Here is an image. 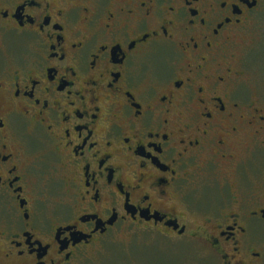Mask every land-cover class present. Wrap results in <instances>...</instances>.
I'll list each match as a JSON object with an SVG mask.
<instances>
[{"label": "flooded vegetation", "instance_id": "obj_1", "mask_svg": "<svg viewBox=\"0 0 264 264\" xmlns=\"http://www.w3.org/2000/svg\"><path fill=\"white\" fill-rule=\"evenodd\" d=\"M252 59L264 0H0V264H264Z\"/></svg>", "mask_w": 264, "mask_h": 264}, {"label": "rangeland", "instance_id": "obj_2", "mask_svg": "<svg viewBox=\"0 0 264 264\" xmlns=\"http://www.w3.org/2000/svg\"><path fill=\"white\" fill-rule=\"evenodd\" d=\"M19 53V51H18ZM248 85L254 89H264V59H252L248 65ZM155 243V244H154ZM189 243L186 239L178 237L159 236L152 247H137L132 253V258L122 254H115L109 258L107 264H200L199 256L188 250ZM193 247V246H192ZM198 255V254H197ZM109 256L97 255L93 262L106 263ZM111 257V256H110ZM88 264V263H86ZM92 264V263H91Z\"/></svg>", "mask_w": 264, "mask_h": 264}]
</instances>
